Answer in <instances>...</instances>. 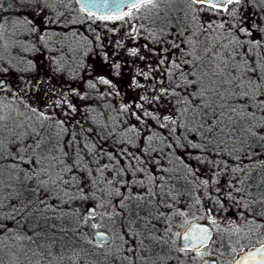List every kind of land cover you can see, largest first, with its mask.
I'll use <instances>...</instances> for the list:
<instances>
[{"label": "trees", "instance_id": "obj_1", "mask_svg": "<svg viewBox=\"0 0 264 264\" xmlns=\"http://www.w3.org/2000/svg\"><path fill=\"white\" fill-rule=\"evenodd\" d=\"M0 5H2L0 10L3 11L4 22L13 26L10 36H13L11 42L12 46L16 48L9 52L8 59H1L0 74L5 76L7 74L5 86L12 89L8 101H3V103L11 105L6 113L12 115L14 112L17 116H19V112L30 114L24 108L22 101L36 106L37 97H39L41 111H46L49 114L54 112L56 119L64 121L62 126L57 125L55 121L45 122L44 127L48 136L51 137L52 144L58 149L56 155L60 156L65 164L72 168L71 172L64 174L65 178L70 181L73 176L77 178L70 186H66L69 195L76 194L78 188H83L88 192L89 199L95 202L94 207L97 212L96 221L90 220L88 224H81L79 227L78 232L83 236V239H80L74 235L71 229L76 228L86 215V212L80 211L78 205L83 199H69L64 196L63 199L67 203L62 205L63 220L57 219L55 223L69 229V232L64 240H58L51 249H49L50 241L48 239L39 240L37 243L42 244L43 248L38 249L37 244L26 240L18 241L11 238V233L0 230V241H2L0 243V260L3 264H50V262L51 264H72V261L68 259L69 256L74 257L76 264H132L131 253L126 252L125 249L131 247L133 232H145L143 224L154 218L151 222L156 225L155 234L170 240L168 233L165 232L166 227H164L170 223V220L166 221L164 217L158 215V212H164L171 217L173 216L171 214L177 208L180 209L182 205V210L193 214L191 219L194 215L196 217L206 216V211L205 213L201 211V200H204L213 209L223 210L229 217L242 219L240 213H245L247 218L251 219L252 206L246 209L244 205L248 199L253 198L254 190L256 188L259 190L264 185L261 183L264 181V164H262L264 141L251 135L245 128L255 125V130L261 131L259 125L264 121L259 119L258 110L256 116L247 121V124L241 122L239 136L234 139L223 136L216 137L213 139V143L208 144L200 131L192 130L197 125L192 121L190 115L187 120L184 117H179L180 106L174 105L180 97H169L171 103L163 106H158L155 103L144 105L149 111L159 116V119L144 116L143 109L135 108V104L144 103L139 99L141 95L151 97L154 94L158 95L160 88L171 89L175 88L177 83L182 84L181 70L174 69L173 75L170 77L168 69L175 61L181 64V68L185 72L190 71V65H184L183 60L191 59V57L185 56L180 49L174 48L172 45L173 43L181 44L182 48L190 50L187 36L198 31L200 25L206 24L209 20H214L217 24L228 22L225 23L224 29H217L213 33V35L219 36L223 43H227L233 34L243 41L260 39L261 44L248 52L245 57L246 59L250 58V63L259 61L260 57L264 56V31L260 30L264 28V5H260L259 0H248L242 4L247 11H241L244 8L236 6L237 13L248 18L246 26L253 32L251 37L237 33L236 29L231 27L235 21L228 13H220L199 21L192 19L191 11H183L178 8L179 11L170 10L168 16L164 17H160L153 10L150 13H142L138 18L133 19L138 33L135 35L138 42H141L142 46H144L143 44H150L153 47L158 45L160 55L154 60V67L149 70L152 74L151 80H146L143 76L136 74V80L145 87L139 88L132 84V91L118 89L113 79L105 75L103 77L111 81V84L100 83L99 78L102 76L96 77L94 73H100L105 67L101 60L97 62L96 70L86 63L85 55L88 49L91 53L100 55V58H104L103 61H105L106 54H111L116 50L117 45L113 46L112 43H109L108 35L111 33V29L99 25L94 27L91 24L92 21L87 20L82 13L80 15L75 13V9H79V7L74 0L72 6L77 7L73 11H68L59 4L54 6V10L52 8L45 10L53 20L57 18V13H64L60 17L63 27L55 23L43 25V17L36 15L35 5L27 3L26 0H0ZM183 12L187 14L186 18L180 15ZM25 17L42 23L41 31L46 36L47 43L41 42L38 39V34L28 33L27 26L23 23ZM73 17L77 18L73 19ZM168 21L171 25L175 24V31L167 29L166 22ZM253 22L259 27L253 28ZM77 24L82 25V30L77 28ZM182 28H188L184 36L179 35ZM65 33H67L66 37ZM73 33L76 35L74 36ZM130 34L132 33H128L129 36ZM168 35L170 38L167 37ZM34 37L35 45H27V41ZM76 37L80 40L78 41ZM36 43L44 52L52 54L53 60L46 70L35 68V65L29 63L27 58L29 53L36 51ZM247 48H252V44H247L240 51L245 52ZM165 57L167 58L165 63L159 64L160 59ZM239 59L237 57V60ZM5 68L8 69L7 72L2 70ZM259 74L264 75V71ZM90 82L94 83L96 87L91 88ZM176 91L180 93V96H183L186 92L190 93L192 89L181 86L176 88ZM13 92L16 93L15 99H13ZM45 93H48L47 98ZM82 96L83 99H81ZM127 96H136V98ZM57 99L67 100L68 103L62 102L59 107H44L45 103L54 105ZM69 103L75 108V111L68 107ZM122 104L129 105L130 111L122 112ZM131 112L140 115L145 123L138 121L131 115ZM65 113L68 114L65 115ZM164 115L178 117L177 124H168L167 127L161 128L160 125L165 123ZM19 118L21 119V117ZM32 122L29 121V123ZM49 123H51V127H48ZM9 126L11 127V124ZM133 126L136 131H129ZM14 131L20 132L22 129H14ZM10 135L11 133L6 131L4 135L6 146L7 137ZM192 144H198L200 147L194 148ZM64 152H67V157H64ZM5 154L7 155V153ZM197 157L204 162L201 163ZM236 157H240V159H236ZM237 165H246L247 167L244 168V172L233 173L232 168ZM189 169H198L196 176L199 179L192 176ZM234 175L238 179L233 180ZM161 177L164 179H160ZM240 179L244 180L243 184L239 183ZM201 180H208V186L200 184ZM107 181H112V183L108 184ZM141 181L143 183H140ZM230 181L233 188L229 187ZM117 188L122 196L132 198L131 205L133 207L140 206V215L144 218L143 220H139L136 224L130 223L127 219V212L120 204L122 196L116 194ZM235 188H243L244 192H236ZM230 191L239 203L228 197ZM109 192H111L110 196L107 195ZM248 193L252 195L248 196ZM141 196L143 201L138 198ZM173 196L179 200L172 201ZM197 197L200 200L199 204L195 203ZM101 202L105 207L97 208L96 206ZM8 203V200H4L5 205ZM125 203H129V201H125ZM170 204L172 208L168 207ZM221 204L224 205L223 208H221ZM73 209L79 210L78 217L72 215ZM9 211L8 208L3 209L5 214ZM105 212L111 213L112 218L109 219L105 216L101 220L100 214ZM116 213H121V215H116ZM199 220L207 221V219ZM2 222L12 228L14 232L16 231L17 225L11 219ZM93 223L99 225L97 228L107 231L106 241H94L91 238V231L94 229L90 225ZM247 231L248 229L245 230V233ZM245 233L236 235L235 241L239 239L240 244L245 248L251 246L249 245L251 243H253L252 245L257 244V242H252L254 239L244 240L250 235V233L247 235ZM211 235L217 241L216 228L212 227ZM85 239L92 240L93 243L87 244L84 242ZM125 239L129 243L126 244ZM73 241H76L74 245ZM136 242L138 244L139 240ZM101 243L104 245L103 248L96 247ZM145 243L149 242L145 241ZM211 244L209 243V245ZM73 247L76 249L75 252H73ZM152 247L154 250L151 253H144L147 260H139L140 253H137L136 264H166L171 257L166 249H172L169 247H173V244H156ZM221 249H224L225 252L223 250L221 252ZM50 250L58 256H62L63 260H53L47 254ZM227 250L229 249L226 245L221 243L212 248L210 253L218 256L221 253L228 254ZM33 252L36 254L33 255ZM125 255L130 259L124 260Z\"/></svg>", "mask_w": 264, "mask_h": 264}, {"label": "snow or ice", "instance_id": "obj_2", "mask_svg": "<svg viewBox=\"0 0 264 264\" xmlns=\"http://www.w3.org/2000/svg\"><path fill=\"white\" fill-rule=\"evenodd\" d=\"M26 2L35 5L36 15L43 17V25H52L55 23L62 27L64 26L60 20V17L64 13H57V18L53 20L45 11L46 9L52 8L54 10V6L59 4L68 11L73 10V0H26ZM160 2L161 0H75V3L80 6L78 11L87 20L92 22L100 21L105 26L108 22L120 21L122 23H128L138 18L142 13H150L154 9H157ZM181 2L192 10L193 20L198 19L200 13H206L210 16L228 13L232 20L235 21L231 27L235 28L237 33H242L249 37L253 35L252 30L246 26L248 18L241 16L236 11V6H241L248 2V0H181ZM259 3L260 5H264V0H259ZM0 8H2V5H0ZM23 23L27 26L28 33L33 35L38 34V39L41 42L47 43L46 36L41 31L43 26L41 22H34L33 19L25 17ZM225 23L228 22L217 24L214 20H209L206 24H201L198 31L192 32L191 35L187 36V44L190 50H185L181 47V44L173 43L172 47L180 49L185 56L191 57V59L183 60V64L190 65L191 70L185 72L181 68V64L173 61L171 68L168 69L169 76L171 77L173 75L174 69H180L183 78L182 84L177 83L175 88L171 89L160 88L159 94H154L151 97L141 95L139 99L144 103H136L135 108L143 109L144 116L159 119V116L149 111L144 105H152L155 103L158 106H163L171 103L169 97L178 96L180 98L176 100L174 106H180L178 109L179 117H184L187 120L190 115L192 121L196 122L197 125L192 130L200 131L208 144L213 143V139L216 137L223 136L234 139L236 136H239L241 122L243 121L247 124V121L252 120L256 116L257 110L260 113L259 119L264 121V75L259 74L264 71V56H261L260 60L255 63H250V58H245L248 52H251L253 48L261 44V40L243 41L237 35L233 34L227 43H223L221 42V38L213 35V33L217 29H224ZM257 27L259 26L253 22V28ZM0 29H3L2 24H0ZM260 30L264 31V28ZM133 31H136V29L134 28ZM187 31L188 28H182L179 35L184 36ZM64 35L66 37L67 33ZM73 35L75 36L76 33H73ZM0 36H2V31H0ZM249 43L252 44V48H247L245 52H241L240 49L245 48ZM117 44L119 46V42ZM230 45L231 47H229ZM128 52L133 57L139 54V50L136 48H130ZM237 57L240 59L237 60ZM0 59H3V57H0ZM105 59L107 60V56ZM139 59L143 60L144 56H139ZM166 59V57L160 59L159 64H164ZM113 67L118 70L121 66L119 63H116ZM149 68H151V65H149ZM2 70L5 72L8 71V69ZM137 76H143L146 80H151L152 78L151 71L137 72ZM99 80L102 84H111V81L104 77H100ZM133 85L139 88L145 87L135 77H133ZM89 86L91 88L96 87L91 82ZM181 86H184L186 89L191 88L192 91L180 96L176 88H180ZM0 91H12L10 87L5 86L3 79H0ZM12 95L13 99H15L16 93L13 92ZM45 97H48V93H45ZM83 98L82 96L81 99ZM62 102L68 103L67 100L61 101L57 99L54 105L45 103L44 107H59ZM22 103H24V108L30 114L19 112L18 115L21 119L16 120L10 127L7 121L11 118V114H5V109L10 108L11 105L5 104L0 100V230H6V233H11V238L18 241L26 240L32 244H37L38 249L43 248V245L37 242L42 239H48L50 241L49 249H51L58 240H64L69 232V229L63 227L61 224L55 223L57 219L63 220L62 205L67 203L63 197L67 196L69 199L87 200L89 199V194L83 188H78L76 194L69 195L66 186H70L77 178L73 176L71 181L65 178L64 174L71 172L72 168L66 165L60 156L56 155L58 149L52 144L51 137L48 136L47 130L44 127L45 122L55 121L57 125L62 126L64 121L56 119L54 112L49 114L46 111H41L39 97H37L36 106H32L23 101ZM68 107L72 111H75V108L70 103ZM158 110L159 107L157 108ZM121 111L129 112L130 106L122 104ZM67 114L65 113V115ZM131 115L141 123H145L136 112H131ZM177 119L178 117H173L172 115H164L163 120L165 123H162L160 127L164 128L168 124H177ZM29 121L33 122L29 123ZM37 124H39V127H37ZM48 127H51V123L48 124ZM255 128V125H251L247 126L245 130L257 137L260 141H264V123L259 125L261 131H256ZM14 129H22V131L16 132ZM6 131L11 133L10 137H7V146L5 145L4 137ZM129 131L135 132L136 128L133 126ZM172 131H175V129H172ZM17 144L19 145L18 147H16ZM192 147L196 148L200 147V145L192 144ZM63 155L67 157L68 154L64 152ZM197 159L200 160L199 157ZM236 159H240V157H236ZM200 162L203 163L204 161L200 160ZM262 164H264V161H262ZM245 167L247 166L237 165L232 168V172H244ZM197 171L199 170L189 169L190 174L196 179H199L196 176ZM160 179L163 180L164 178L161 177ZM236 179L238 178L234 175L233 180ZM107 183L111 184L112 181H107ZM140 183H143V181ZM213 183H216V181H213ZM239 183L243 184L244 180L240 179ZM261 183H264V181H261ZM200 184L207 187L209 181L201 180ZM229 187L233 188L231 181L229 182ZM234 190L236 192H244L243 188H235ZM115 191L117 196H122L118 188ZM149 191L151 192V190ZM107 195L110 196L111 192L107 193ZM169 195L172 194L169 193ZM251 195V193H248V196ZM228 197L236 203H239L231 191L228 193ZM138 198L143 201L142 196ZM131 199V197L122 196L120 204L124 208V211L127 212V219L130 223L136 224L144 218L140 215V206L136 205L133 207L131 205ZM173 199H175L174 196ZM4 200H8L9 203L5 205ZM13 201L15 202L13 203ZM56 201H59V203H56ZM125 201H129V203L126 204ZM195 203H200L198 197ZM256 204L264 205V192L260 193L258 199H248L244 207L247 209ZM96 207L103 208L105 205L101 202ZM168 207L172 208V205L170 204ZM223 207L224 205L221 204V208ZM4 208L10 209V211L5 214L3 213ZM205 211L207 213L206 216L196 217L194 215L193 220L207 219L208 224L214 226L217 231L227 232L229 235L245 233V228L252 224H255L256 229H264V224L256 222L255 219H248L245 213H240L243 223L238 224L233 220L225 225L224 228H221L220 223L210 214V210ZM72 215L78 217L79 210L73 209ZM116 215H121V213H116ZM158 215L164 217L166 221L170 220V215H166L164 212H158ZM171 215L184 218V225H188V229L183 236L185 244L177 250L185 254L195 253L194 256L190 257L193 261L196 259L202 260L205 256L210 255V252L206 251V249L209 243L215 244L216 241L212 238L209 228L193 223L188 219V213L179 208ZM260 215L264 216V212L260 213ZM96 216V208L86 210V215L83 217V220L77 224L76 228L71 229V231L74 235L83 239L82 234L78 232L79 227L81 224H88ZM105 216L109 219L112 218L111 213L105 212L100 214V219L103 220ZM8 219L16 223L17 228L15 232L2 222ZM90 226L93 229L99 227L95 223ZM143 228L145 232L136 231L132 233L131 247L125 249L126 252L131 253L132 264H136L137 253H140L139 260H147L144 253H151L154 250L153 245L169 243V240L155 234L156 225L152 224L151 220L145 221ZM171 231L172 229L169 224L166 226L165 232ZM29 232L31 234H28ZM248 233L252 235L256 234L250 227L245 235ZM96 235L102 241H106L104 233H96ZM173 235L179 237L180 233H174ZM137 240H139L138 244L136 242ZM145 241L149 243L146 244ZM84 242L87 244L93 243L92 240L87 239ZM124 242L126 244L129 243L127 239ZM72 243L74 245L76 241ZM171 243L175 244V240H171ZM236 243L239 245L240 240L237 239ZM103 246V243L96 245L98 248H103ZM75 251L76 249L73 247V252ZM232 251L238 252V255L233 258L232 264H264V240H260L259 247H254L246 251L245 247L241 245L238 250L234 247ZM35 254L33 252V255ZM47 254L55 261L63 260L62 256H58L51 250ZM68 259L72 261V264H76L74 257L69 256ZM123 259L129 260L130 257L125 255ZM0 264H3L2 260H0Z\"/></svg>", "mask_w": 264, "mask_h": 264}, {"label": "rangeland", "instance_id": "obj_3", "mask_svg": "<svg viewBox=\"0 0 264 264\" xmlns=\"http://www.w3.org/2000/svg\"><path fill=\"white\" fill-rule=\"evenodd\" d=\"M73 7V6H72ZM77 7V6H75ZM75 7H73L72 9L74 10ZM242 9L241 11H247L246 7H244L243 5H241ZM182 9L183 11H191L192 10L184 3L181 2V0H161L159 7L157 9H154L155 12H157V14L160 17H164L165 15L168 16V11L170 10H175V11H179V9ZM72 10V11H73ZM75 13L77 15H80L81 13L78 11V9H75ZM144 14V13H143ZM181 16H184V18H186L187 14H185L184 12L182 14H180ZM193 15V14H192ZM3 11L0 10V24L3 25V29H0V31H2V36H0V57H3L4 59H8L9 58V52L12 50H15L16 48L14 46H12V42H11V37L10 33H12L13 31V26L12 25H7L3 18ZM75 16V15H74ZM159 17V18H160ZM210 17L209 14L206 13H200L198 20H202L205 18ZM77 17H73V19H76ZM168 20V19H167ZM166 20V21H167ZM91 24L96 27V26H101V27H105L106 29H111V33L108 35L109 37V43H112L113 46L117 45V49L112 51L111 54H106L107 56V60L104 58L101 59L100 55H98L97 53H91V51H89V49L87 50V53L85 55V59H86V63H89L92 68L94 70H96V64L97 62H100V60L102 61V64H104V68L100 71V73L96 72L94 73V75L96 77L98 76H102L105 75L107 77H110L113 79V82L117 85V88L119 89H127L128 91H132L131 90V85L133 84V77H136L137 72H146L149 71L151 68L154 67V60L157 58V56L160 55L159 53V46L156 45L155 47L151 46L150 44L142 46L139 42H138V38L137 35V31H130V28L132 26V20L128 23H122L120 21H116V22H108L107 25L105 26L104 23L100 22V21H96V22H91ZM167 25V29L169 31H175L176 27L175 24L173 23V25L170 24V21L166 22ZM77 28L82 30V25L77 24ZM136 29V28H135ZM130 31V32H129ZM128 33H132L130 34V36L128 35ZM88 36V34H87ZM168 38H170V35L167 36ZM76 39L79 41L80 38ZM35 37L34 38H30V40L27 41V45H35ZM117 42H119V46L117 44ZM147 46V47H146ZM37 49L36 51H33L31 53L28 54L27 58L29 61H31L32 65H35V68L38 69H48L49 64L51 63V61L53 60L52 54L50 52H44L42 49L39 48V46L36 43L35 46ZM4 48V49H2ZM130 48H136L139 50V54L136 57H133L131 55H129L128 49ZM148 48V49H147ZM105 56V57H106ZM139 56H144V59L141 60L139 59ZM119 63L120 64V69H115L113 67L114 64ZM2 65V61L0 59V66ZM149 65H151V68H149ZM1 68V67H0ZM7 68V67H6ZM5 68V69H6ZM7 77L4 74H0V78H3L4 82L5 79ZM10 95V91H0V100L2 101H8V97ZM128 98H136V96H127ZM9 108L5 109V114H7L6 112H8ZM19 116H17L14 112L11 115V118L7 121L9 124H13L16 120H19ZM6 134V132L4 133V135ZM19 145L17 144L16 147H18ZM179 199H172V201H178ZM88 204H92L94 205L95 202L92 199H87V200H81L78 205L80 208L81 212H86V205ZM208 206L209 210H210V214L217 220L218 223H220L221 228H224L225 225L229 224L231 221L235 220L238 224L243 223L242 219H240L239 217L235 218V217H229L228 215H226V213H224L223 210H216L213 209L212 207H210L209 205H207L205 203L204 200H201V211L203 213H205V207ZM182 205L180 206V210H182ZM184 211V210H182ZM186 213H188V219L190 220L192 218V215L190 212L185 211ZM207 214V213H206ZM172 218L170 219V226L172 231L169 232V236L173 235L174 233H179L180 229L182 228V225H184V218L173 215L171 216ZM97 218L93 219V221H96ZM168 224V225H169ZM212 226V225H211ZM213 228H215L214 226H212ZM249 227H251V225H248L246 229H248ZM92 232V231H91ZM218 235H217V241L215 244H211L208 246V248L206 249V251L210 252L212 248H214L215 246L219 245V244H224L226 245V247L229 249V251H231L232 254H236L237 252H233L232 249L235 247L237 248V250L239 249V247L242 244H237L235 241V237L236 235H229L227 232H221V231H217ZM173 239L176 241V236H172ZM248 239H254L252 240V242H257L259 243L260 240H264V238H254L252 235L247 236L244 240H248ZM253 243L249 244L252 245ZM256 244V243H255ZM244 246V245H243ZM195 254V253H194ZM198 264V262H197Z\"/></svg>", "mask_w": 264, "mask_h": 264}, {"label": "flooded vegetation", "instance_id": "obj_4", "mask_svg": "<svg viewBox=\"0 0 264 264\" xmlns=\"http://www.w3.org/2000/svg\"><path fill=\"white\" fill-rule=\"evenodd\" d=\"M135 27V21L132 20V26L130 28V31H132V29ZM129 31V32H130ZM264 192V185L262 186V188H260L258 190V188H256L254 190L253 193V198L252 199H258L260 196V193ZM264 212V205L262 204H256L252 206V210H251V219H255L256 222L264 224V216H261L260 213ZM172 217H170L171 219ZM154 218H151L150 220H152ZM184 226V225H183ZM182 226V228H183ZM166 227V226H164ZM181 228V229H182ZM254 231H255V235H252L250 233V235H252L254 238H264V235H262V233H264V229H256L255 224H252L251 227ZM180 229V231H181ZM179 231V233H180ZM168 236H169V232ZM173 235L169 236L170 240L169 243H171V240H173ZM173 244V243H171ZM172 249H166V252L169 253L171 255V257L167 260L166 264H200V260L201 259H196L195 261H193L190 257L194 256V253H181L179 252L177 249L180 248L179 244H178V237L176 238L175 244H173V247H169ZM225 252L224 249H221V252ZM229 251V250H227ZM211 252V251H210ZM238 253V252H237ZM236 253V254H237ZM235 253L232 254L231 251L228 252V254H220L218 256H215L214 253H210V255H207L205 257L207 258H213L215 260V264H229V262L231 261V259L236 255Z\"/></svg>", "mask_w": 264, "mask_h": 264}, {"label": "water", "instance_id": "obj_5", "mask_svg": "<svg viewBox=\"0 0 264 264\" xmlns=\"http://www.w3.org/2000/svg\"><path fill=\"white\" fill-rule=\"evenodd\" d=\"M74 1H75V0H74ZM77 5H78V4H77ZM78 6H79V5H78ZM79 7H80V6H79ZM0 79H3V78H0ZM3 81H4V80H3ZM91 208H95L94 205H92V204H88V205H86V208H85V209L88 210V209H91ZM205 210H209V207L206 206V207H205ZM190 221H192L193 223L199 224V225L207 226V227L209 228L211 234H212V228H211V225L208 224L207 221L197 220V219H195V220L191 219ZM187 229H188V225H184L183 228H182L181 231H180V236L178 237V244H179L180 247H183L184 244H185V241L183 240V236H184L185 232L187 231ZM96 233H104L106 237H107V234H108L107 231H105L104 229H99V228L94 229V230L91 232V238H92L94 241H100V240H101V238H100L99 236H97ZM254 247H259V244H255V245L249 246V247L245 248V250L247 251L248 249H253ZM237 255H238V253H237L235 256H237ZM235 256H234V257H235ZM234 257H233V258H234ZM233 258L231 259V261L229 262V264H232V262H233ZM200 264H215V260H214L213 258H207V257H204L202 260H200Z\"/></svg>", "mask_w": 264, "mask_h": 264}]
</instances>
